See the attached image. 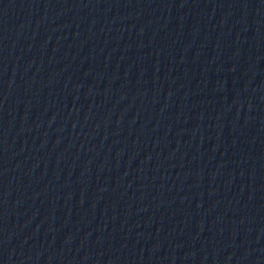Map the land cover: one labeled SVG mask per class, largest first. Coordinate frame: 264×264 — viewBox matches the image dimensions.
<instances>
[{
	"label": "water",
	"instance_id": "obj_1",
	"mask_svg": "<svg viewBox=\"0 0 264 264\" xmlns=\"http://www.w3.org/2000/svg\"><path fill=\"white\" fill-rule=\"evenodd\" d=\"M0 264H264V0H0Z\"/></svg>",
	"mask_w": 264,
	"mask_h": 264
}]
</instances>
